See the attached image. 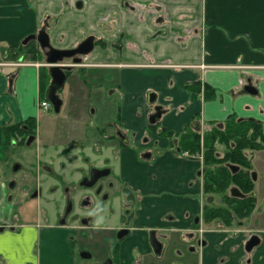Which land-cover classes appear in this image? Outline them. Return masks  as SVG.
Wrapping results in <instances>:
<instances>
[{"label": "flooded vegetation", "instance_id": "obj_1", "mask_svg": "<svg viewBox=\"0 0 264 264\" xmlns=\"http://www.w3.org/2000/svg\"><path fill=\"white\" fill-rule=\"evenodd\" d=\"M44 28L46 31L49 28L47 17L34 34L26 37L17 48L10 49L11 52L16 51L19 56H31L34 61L40 63L45 60L44 64L41 63L39 66V70L41 74H46L47 86L44 96L41 94L36 103L38 107L45 100L46 91L52 84L50 75L52 65L47 63V49L43 50L37 42V37ZM32 36L36 38L28 40ZM90 37L94 38V48L90 53H78L54 64L64 68L66 80L56 93L62 101L59 112L49 100L47 111L51 107L57 114L62 111L64 100L60 96V91L64 89L74 71L79 72L81 76L88 69L101 70V67H107L104 62L89 60L94 50L103 45L96 35H90L76 47L66 50L78 49ZM119 39L123 42L121 37ZM22 64L23 59L4 61L0 53V66L17 67ZM155 96L156 94L152 92L149 95L152 104L157 100ZM157 108H160L159 112ZM115 112L114 120L103 127L105 129L103 139L110 143V150L115 148L118 150L103 161L98 160L96 152L100 150L98 139H93V136L88 142L78 139L62 150L56 148L52 151L55 143L51 145L52 140L47 139V143L44 144L37 116L21 121L12 119L0 124V143L24 148V152L31 155L30 158L36 159L21 162L24 160L22 158L14 163L13 179L8 181L9 188L6 187L7 194L4 199L7 214L0 218V239L4 241L5 251L1 252L0 249V264H171L167 257L168 252L173 251L177 257H181L184 256L185 249L197 255V260L200 261L199 254H203L202 249L207 245L203 238L205 230L220 231L232 239L246 235L244 244L242 243L245 256L231 264H254V256L263 246V240L259 231L251 233L245 227H248L246 220L254 213L264 211V197L260 198L257 188L260 174L256 171L253 160L254 154L264 148L239 149L235 140L227 142L221 134L217 136L214 148L209 145L212 132L218 130L227 133L229 123L235 121L241 126L248 121L231 118L206 132L197 122L186 133H179L162 125L164 112L161 106H156L147 123L148 130L155 139L148 134L139 138L141 148L138 149L137 161L140 166L134 165L121 153L122 149L131 147L133 133L138 132L134 130L131 132L125 128L119 105ZM97 113L98 110L92 112L94 115ZM158 113L159 117L152 120V116H158ZM101 114L96 116L100 119ZM192 128H195V131H192ZM108 129L109 134L106 133ZM196 136L197 142L187 147L188 142L195 140ZM164 141L167 145L162 148L160 143ZM218 145L221 147L218 148ZM235 149L245 160L239 156L238 162L230 161L228 156ZM178 161L196 163L200 166L198 174L203 179L206 196L202 202L204 204L201 213L194 219L195 227L183 237H180V231L175 225H164L175 218L171 209L175 207L172 198L176 197V194L164 192L151 195L150 198H157V201L151 200L153 214L166 215H162L160 225L140 226L137 221L148 196L145 195L143 188L139 187L138 182L133 184L125 178V172L128 170L133 172L137 179L141 172H147L151 178L158 179L156 172L163 170L161 167L164 162L165 171L168 173L174 162ZM217 179L222 182L220 184L224 188L211 187ZM225 179H229L228 184L224 183ZM165 196L171 200L164 202ZM217 197L218 203L214 204ZM90 212L97 214L89 215ZM97 220L101 221L99 225L96 223ZM211 223L213 227L208 226ZM133 239L134 244H131L130 241ZM146 244L149 247L148 252ZM219 248L220 246L216 247ZM229 262L226 257H222L217 259L216 264Z\"/></svg>", "mask_w": 264, "mask_h": 264}, {"label": "crops", "instance_id": "obj_2", "mask_svg": "<svg viewBox=\"0 0 264 264\" xmlns=\"http://www.w3.org/2000/svg\"><path fill=\"white\" fill-rule=\"evenodd\" d=\"M144 1L147 4H127V7L132 11L135 8L146 11L141 12V22L148 25V33L161 28L166 36L152 43L147 41V36L142 38L141 35L139 47L123 40L128 43L129 49L122 46L124 50H120L123 52L120 57L139 59L142 54L144 57L142 61L127 62L118 61L116 47L109 43L115 38L126 39L124 32L113 33L109 40L104 35L94 34L103 43V48L94 50L89 60L104 62L107 67L86 70L97 72L93 75L95 84L92 83L97 100L102 94L112 97L119 95L118 104L115 101L112 104L119 105L125 128L138 132L133 133L131 147L121 150L126 159L141 166L137 161L138 149L141 148L139 138L148 134L155 139L147 123L156 106H161L164 112L162 125L179 133H186L197 122L202 125L203 131H210L231 118L264 125V0ZM90 3L92 0H0V44H7L11 50L17 48L26 37L35 33L47 17V32L52 47L59 50L74 48L84 39L68 34L66 26L73 22L67 20L61 26L58 22L53 24L52 20L57 18V7L63 5L74 9L75 15L78 11L82 14L77 26L83 27L87 20L84 12L90 9ZM41 4L44 12L39 16ZM109 17L105 18L111 20L113 16ZM116 21L121 23L119 19L111 20L113 23ZM124 26L125 23L122 24ZM127 51L135 52L140 57L132 53L127 55ZM150 52L154 54L150 56ZM8 57L4 61L23 59V64L17 67L0 66V124L37 116L34 107L36 98L38 101L42 94L41 79L47 82L46 74H41L39 70L41 63L31 56H19L16 51H10ZM248 87L253 88L255 93L248 92ZM202 89L204 92H201ZM151 92L156 94L154 104L149 100ZM39 107L40 111H47ZM107 107V110L101 111L100 118L105 126L116 115L112 105ZM192 129L195 131V128ZM97 142L104 148H111L104 139ZM166 145V141L160 143L162 148ZM253 160L256 171L261 173L259 168L264 163L261 161L264 160V150L256 152ZM161 168L162 171L156 172L158 179L151 178L147 172H141L139 179L133 172H125V178L133 184L138 182L148 196L137 224L145 227L160 225L162 215L166 214H153L151 200L157 201V198L150 196L172 192L176 194L172 198L175 207L171 209L175 218L164 225H175L180 237H183L195 227L194 219L201 213L202 202L206 198L203 179L198 174L200 166L178 161L174 162L168 173L165 162ZM257 188L260 198H263L264 184L257 185ZM217 199L214 204L218 203ZM169 200L171 198L168 196L163 198L164 202ZM246 221V230L251 233L259 231L263 240V246L254 256V264H264V211L254 213ZM208 226H212V223ZM141 236L143 239V234ZM245 236L232 239L226 233L205 230L203 238L207 245L203 247V254H199L200 261L196 264H216L217 259L222 257H226L229 264L237 262L245 256L242 245ZM130 242L134 244V239ZM217 246L220 248L216 249ZM146 247L148 252L147 244Z\"/></svg>", "mask_w": 264, "mask_h": 264}, {"label": "rangeland", "instance_id": "obj_3", "mask_svg": "<svg viewBox=\"0 0 264 264\" xmlns=\"http://www.w3.org/2000/svg\"><path fill=\"white\" fill-rule=\"evenodd\" d=\"M135 3L147 4L144 0H92V3L89 4L90 9L85 10L84 12V18L87 20L84 21L86 24L83 25V27L77 26L78 20L82 16V14H79V11L75 15L74 9H69L68 7L65 8L63 5H59V7H57L59 9V12L56 15L57 18H53L52 21L53 24L58 22L62 26L63 22L71 20L73 23L69 22L68 26H66V30L72 37L78 36L81 40L94 34H101L108 38L109 36H112L113 33L119 34L122 31L127 35L126 39L124 38L123 40H130L132 44H136V46L141 45V35L142 38L147 36V41H150L152 43L161 41V39L166 36V32L161 28H158L156 31H152L151 34L148 33V25L141 22L142 11L140 9L132 11L127 7V4ZM42 5L43 4H41L38 8L39 16L44 12V6ZM124 12H126L127 14H124ZM110 15L113 16L112 19H119L121 23L119 21H116L115 23L111 22L112 19H109ZM89 23L91 24V29H89ZM124 23L126 24V26L122 27V24ZM65 34L67 33L65 32ZM152 39L154 40L151 41ZM109 43L111 46L116 47L118 61H142V58H144L143 54L141 55L142 57H140L139 54L130 51H127L126 54L129 55L130 53H132L133 56H139L140 58L133 59L130 57H120V54L122 55L123 53L120 52V50L122 49L120 48L121 45L124 48L129 49V46L126 44V42H122V40L117 38L112 39ZM96 46L98 47V44ZM124 48L122 50H124ZM97 49H99V47ZM0 53L3 59H7L8 54H10V48L7 44H0ZM153 54L154 53L152 52L149 53L150 56H152ZM44 62L41 63L44 64ZM92 69L93 68H91L90 70ZM96 73L97 72H85L80 76V73L74 71L70 75L64 89L60 91V96L64 100V105L62 111L59 114L54 111L53 107H51L49 111H40L35 104L34 109L37 111L39 125L42 129V141H44L45 144L47 143V139L48 141L52 140L51 145L55 143L53 145V147L55 148H51L52 151L56 150V148L62 150V148L70 144H74V141L78 139H84L85 142L90 141L91 136H93V139H103V135L105 132V129H103V127L105 125L102 124L103 120H100L96 115H99L102 109L107 110V105H110V107L112 105V108L116 109V103L119 102L120 97L119 95L112 97L109 94L107 96H105V94H102L100 99L97 100V96L92 90L93 84H95L93 75ZM82 78L85 82L81 81ZM112 101H115L116 103L112 104ZM94 110H98V113L96 115L92 114ZM110 115L113 116V113H110ZM261 126H263V124H261ZM109 132L110 130L108 129L106 133L109 134ZM212 134H215V131L212 132ZM262 137L264 138V135H262ZM258 141H263V139L261 138ZM220 147L221 146H219L218 148ZM98 148L101 150H99L100 153H98L99 151H96L99 161L109 159L112 156L113 152L118 150V148H115V150H107L106 148L102 147V145H98ZM23 149L24 148H17L12 144L9 145L7 143H0V218H4L7 214V211H5L6 204L4 202V199L7 194L6 187L9 186L8 181L13 179V170L15 167L14 163L18 160H22V158L24 160H22L21 162H28L32 159L36 160L35 158H30L31 155L25 153ZM258 165L260 166L259 161ZM259 170L261 171V173L259 172V185L261 186L262 184H264V171H262L264 170L263 162L261 163V168H259ZM21 174L22 172L19 174V177ZM15 180L18 181L17 178H15ZM89 242L91 244V241ZM192 242H194V240H192ZM3 251L4 250L2 248L1 252ZM167 257L169 258L171 264H195L198 261L197 255H193L191 252H188L187 249L184 250V256L177 257V255H175L173 251H169Z\"/></svg>", "mask_w": 264, "mask_h": 264}, {"label": "water", "instance_id": "obj_4", "mask_svg": "<svg viewBox=\"0 0 264 264\" xmlns=\"http://www.w3.org/2000/svg\"><path fill=\"white\" fill-rule=\"evenodd\" d=\"M35 38H36L35 36H32L28 40L35 39ZM37 42L39 43V45L41 46L43 50L47 49V53H46L47 63L52 65V67L50 68L52 84L46 91L45 98L49 100L55 107V110L59 112V107H60V104H62V101L56 96V93L59 89L63 87V84L65 83V80H66V75L64 73V68L55 66L54 64H57L58 62H62L65 57H71L78 53L80 54L90 53L94 48V38L93 37L88 38L76 50H57L52 47L51 42H50V36L47 33L46 29L44 28L39 33L37 37ZM247 91L250 93H253V92L255 93V91L251 87H248ZM156 110L157 112H159L160 108H157ZM157 117H159V113H158V116L153 115L152 120H154Z\"/></svg>", "mask_w": 264, "mask_h": 264}, {"label": "trees", "instance_id": "obj_5", "mask_svg": "<svg viewBox=\"0 0 264 264\" xmlns=\"http://www.w3.org/2000/svg\"><path fill=\"white\" fill-rule=\"evenodd\" d=\"M45 79H42V96H44V92L46 90V86H47V82L44 81ZM235 125V126H234ZM263 126H261L260 124L256 123V122H244L243 125L238 126V124L235 123V121H233V123H229L228 128H227V133H221L220 131L216 130L215 134H213L211 136V141L209 143V145L214 148V143L215 140L217 138V136H219L220 134L226 138V141L229 142L230 140H235L237 142V148L241 149H247V148H254V149H258L261 150L264 148V138L262 137V135H264L263 133ZM198 136H196V139L194 140H190L187 144V147H191L193 143L197 142ZM263 139V141H258L259 139ZM238 151H236V149L234 150V152L232 154H230L228 157H230V161L232 162H238L239 161V156L242 158V160L245 158L242 157V155L240 153L237 154ZM225 160H217V162H224ZM224 175H222L223 177ZM226 178V177H225ZM221 179V178H219ZM219 179H217V181L215 180L212 184L211 187H223L221 184L222 182L219 181ZM221 183V184H220ZM225 184L229 183V179L224 181ZM222 188V189H223Z\"/></svg>", "mask_w": 264, "mask_h": 264}, {"label": "built area", "instance_id": "obj_6", "mask_svg": "<svg viewBox=\"0 0 264 264\" xmlns=\"http://www.w3.org/2000/svg\"><path fill=\"white\" fill-rule=\"evenodd\" d=\"M40 106H41L42 108H44L45 110H47V108H48L47 100H44V101L40 104Z\"/></svg>", "mask_w": 264, "mask_h": 264}, {"label": "clouds", "instance_id": "obj_7", "mask_svg": "<svg viewBox=\"0 0 264 264\" xmlns=\"http://www.w3.org/2000/svg\"><path fill=\"white\" fill-rule=\"evenodd\" d=\"M96 214H97L96 212H90L89 213V215H96ZM96 223H97V225H99L101 223V221L100 220H97Z\"/></svg>", "mask_w": 264, "mask_h": 264}, {"label": "snow or ice", "instance_id": "obj_8", "mask_svg": "<svg viewBox=\"0 0 264 264\" xmlns=\"http://www.w3.org/2000/svg\"><path fill=\"white\" fill-rule=\"evenodd\" d=\"M3 243H4L3 239H0V249L3 248Z\"/></svg>", "mask_w": 264, "mask_h": 264}, {"label": "bare ground", "instance_id": "obj_9", "mask_svg": "<svg viewBox=\"0 0 264 264\" xmlns=\"http://www.w3.org/2000/svg\"><path fill=\"white\" fill-rule=\"evenodd\" d=\"M200 83V82H199ZM159 100V99H158ZM256 214V213H255Z\"/></svg>", "mask_w": 264, "mask_h": 264}]
</instances>
